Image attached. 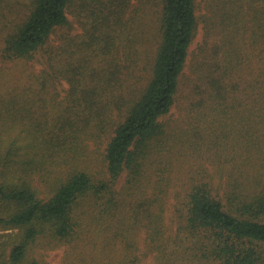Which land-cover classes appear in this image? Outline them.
<instances>
[{
  "label": "rangeland",
  "instance_id": "obj_1",
  "mask_svg": "<svg viewBox=\"0 0 264 264\" xmlns=\"http://www.w3.org/2000/svg\"><path fill=\"white\" fill-rule=\"evenodd\" d=\"M121 1L105 23L101 9L112 8L110 0H70L67 25L29 56L12 58L8 37L36 0H0V185L15 183L32 162L42 201L79 171L105 187L77 200L69 237L39 224L19 264H213L182 232L190 194L209 186L237 217L264 194V0H196L198 30L174 103L159 120L162 133L138 160L137 176L125 170L111 181L107 146L145 94L162 39L160 0ZM199 65L208 78L218 74V86ZM90 90L94 103L85 100ZM67 121L90 126L51 151L47 140L63 138L66 130L57 129ZM256 220L264 223V215ZM22 242L19 229L0 225V264H13Z\"/></svg>",
  "mask_w": 264,
  "mask_h": 264
},
{
  "label": "trees",
  "instance_id": "obj_2",
  "mask_svg": "<svg viewBox=\"0 0 264 264\" xmlns=\"http://www.w3.org/2000/svg\"><path fill=\"white\" fill-rule=\"evenodd\" d=\"M160 1L162 39L152 79L141 101L114 131L106 149L107 173L111 181H116L125 170L130 171L131 177L137 176L135 168L138 160L145 155L148 144L161 135L159 120L169 113L174 103L188 51L198 30L196 0ZM230 1L239 4V0ZM69 4L70 0H36L26 22L8 37L7 56H29L45 43L55 28L66 26ZM107 4L113 7L101 9L100 15H107L105 23L109 16H117L119 9L125 7L121 0H110ZM219 23L223 25V17H220ZM206 29L208 33L214 30L209 24H206ZM203 71L199 65L197 72L200 76L204 74ZM204 75L211 82L218 76L215 74L208 78L209 71L208 75ZM213 84L219 85L218 82ZM93 92L86 93V102H95L97 95ZM92 106L86 105L85 108L92 113L95 111ZM89 126L86 122H82L80 127L77 123L67 121L65 126L57 129L58 132L66 130L63 138L52 134L47 140V147L51 151L57 147L62 149L71 133ZM99 126L104 129V122L100 121L97 129ZM31 163L24 164V173L15 183L3 182L0 185V211L5 215L0 214V225L19 229L23 233V242L14 247L10 254L13 264H19L23 259L27 244L35 238L39 224L52 226L60 239L69 237L73 229L71 212L77 200L90 192L97 196L105 188L103 184L93 185L88 175L79 171L59 185L49 201H42L31 184L28 173L31 171ZM214 197L213 190L206 185L196 187L189 196L182 232L195 255L213 264H264V255L252 247H264V223L256 220L264 215V194L237 212L238 217L232 209L225 211L223 204Z\"/></svg>",
  "mask_w": 264,
  "mask_h": 264
}]
</instances>
